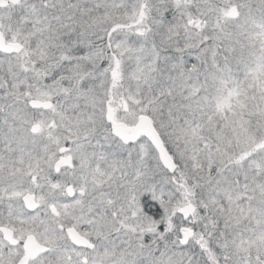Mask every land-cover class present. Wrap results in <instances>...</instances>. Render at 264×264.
Masks as SVG:
<instances>
[{"label": "snow or ice", "instance_id": "1", "mask_svg": "<svg viewBox=\"0 0 264 264\" xmlns=\"http://www.w3.org/2000/svg\"><path fill=\"white\" fill-rule=\"evenodd\" d=\"M0 264H264V0H0Z\"/></svg>", "mask_w": 264, "mask_h": 264}]
</instances>
